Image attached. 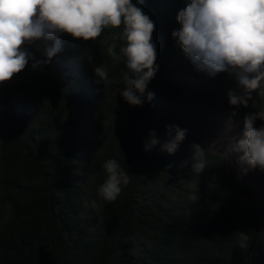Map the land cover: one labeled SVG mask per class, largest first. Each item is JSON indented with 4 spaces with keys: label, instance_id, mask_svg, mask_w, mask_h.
<instances>
[{
    "label": "trees",
    "instance_id": "obj_1",
    "mask_svg": "<svg viewBox=\"0 0 264 264\" xmlns=\"http://www.w3.org/2000/svg\"><path fill=\"white\" fill-rule=\"evenodd\" d=\"M189 2L137 5L155 23L157 54L142 106L120 96L125 64L107 52L123 25L94 41L62 34L47 64L30 60L0 84V264H264V197L203 143L212 109L264 111V82L248 107L229 104L230 91L243 92L236 76L199 71L172 37ZM116 43L120 54L122 36ZM176 127L185 138L170 154ZM193 145L204 150L202 171ZM109 159L129 176L112 202L98 197Z\"/></svg>",
    "mask_w": 264,
    "mask_h": 264
},
{
    "label": "clouds",
    "instance_id": "obj_2",
    "mask_svg": "<svg viewBox=\"0 0 264 264\" xmlns=\"http://www.w3.org/2000/svg\"><path fill=\"white\" fill-rule=\"evenodd\" d=\"M143 0H0V84L10 81L33 61L36 69L47 64L63 49L62 34L74 39L96 40L107 28L118 29L108 55L114 62L123 60L124 87L120 96L132 106H142L144 93L157 67L156 45L152 34L155 23L141 7ZM180 25L172 32L192 64L209 76L229 72L236 76L243 90L229 92V104L248 107L251 94L264 82V0H190L176 17ZM124 44L117 53V43ZM35 45L46 58L35 59L26 46ZM97 83L109 82L105 67L94 69ZM148 93V100L153 98ZM261 125L256 127V122ZM170 128L173 126H169ZM186 130L175 128V136L165 147L171 154L185 138ZM154 137L155 133L150 132ZM158 141L153 138L151 144ZM194 167L202 171L204 150L193 145ZM238 163L248 169L264 170V111L249 112L243 130L230 146ZM107 178L98 189V197L112 202L127 185L129 176L115 159L103 164ZM248 237L241 233V247Z\"/></svg>",
    "mask_w": 264,
    "mask_h": 264
},
{
    "label": "rangeland",
    "instance_id": "obj_3",
    "mask_svg": "<svg viewBox=\"0 0 264 264\" xmlns=\"http://www.w3.org/2000/svg\"><path fill=\"white\" fill-rule=\"evenodd\" d=\"M244 118L235 116L234 111H218L212 109L209 113V123L203 143L209 149L223 153L229 160V171L241 183L247 185L253 193L264 197V170L260 168L248 169L246 165L238 163V156L230 152V146L243 130ZM256 122V127L261 125ZM264 245V228H263Z\"/></svg>",
    "mask_w": 264,
    "mask_h": 264
}]
</instances>
